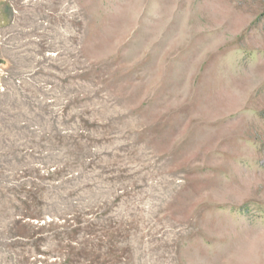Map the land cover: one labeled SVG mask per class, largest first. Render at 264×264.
Returning a JSON list of instances; mask_svg holds the SVG:
<instances>
[{
  "label": "rangeland",
  "instance_id": "rangeland-1",
  "mask_svg": "<svg viewBox=\"0 0 264 264\" xmlns=\"http://www.w3.org/2000/svg\"><path fill=\"white\" fill-rule=\"evenodd\" d=\"M0 264H264V0H0Z\"/></svg>",
  "mask_w": 264,
  "mask_h": 264
}]
</instances>
